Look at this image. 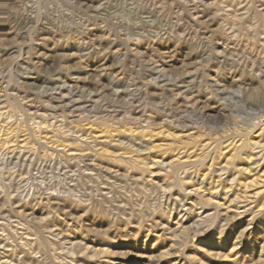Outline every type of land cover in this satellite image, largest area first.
Returning a JSON list of instances; mask_svg holds the SVG:
<instances>
[{
  "label": "rangeland",
  "instance_id": "374dc122",
  "mask_svg": "<svg viewBox=\"0 0 264 264\" xmlns=\"http://www.w3.org/2000/svg\"><path fill=\"white\" fill-rule=\"evenodd\" d=\"M0 264H264V0H0Z\"/></svg>",
  "mask_w": 264,
  "mask_h": 264
}]
</instances>
